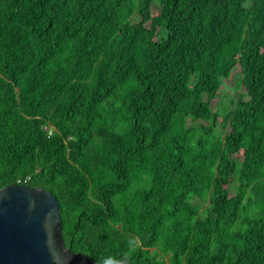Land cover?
<instances>
[{"label": "trees", "instance_id": "obj_1", "mask_svg": "<svg viewBox=\"0 0 264 264\" xmlns=\"http://www.w3.org/2000/svg\"><path fill=\"white\" fill-rule=\"evenodd\" d=\"M12 183L96 262L264 264V0H0Z\"/></svg>", "mask_w": 264, "mask_h": 264}, {"label": "water", "instance_id": "obj_2", "mask_svg": "<svg viewBox=\"0 0 264 264\" xmlns=\"http://www.w3.org/2000/svg\"><path fill=\"white\" fill-rule=\"evenodd\" d=\"M0 264L103 263L65 246L58 201L50 191L12 183L0 187Z\"/></svg>", "mask_w": 264, "mask_h": 264}, {"label": "rangeland", "instance_id": "obj_3", "mask_svg": "<svg viewBox=\"0 0 264 264\" xmlns=\"http://www.w3.org/2000/svg\"><path fill=\"white\" fill-rule=\"evenodd\" d=\"M233 76L231 79L229 78L226 80L227 84L221 91L220 94L213 100L212 105L215 109H220L221 107L227 105L229 103L228 97H235L236 92L242 91V87L235 89V85L238 83V69H236L233 73ZM236 90V91H235Z\"/></svg>", "mask_w": 264, "mask_h": 264}]
</instances>
